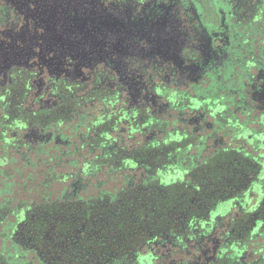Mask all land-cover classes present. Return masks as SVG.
<instances>
[{
    "label": "flooded vegetation",
    "instance_id": "obj_1",
    "mask_svg": "<svg viewBox=\"0 0 264 264\" xmlns=\"http://www.w3.org/2000/svg\"><path fill=\"white\" fill-rule=\"evenodd\" d=\"M63 105L115 148L175 141L181 158H210L239 144L257 160L246 193L259 204L264 0H0V111ZM230 226L159 235L133 264H259L255 234L245 247Z\"/></svg>",
    "mask_w": 264,
    "mask_h": 264
},
{
    "label": "trees",
    "instance_id": "obj_2",
    "mask_svg": "<svg viewBox=\"0 0 264 264\" xmlns=\"http://www.w3.org/2000/svg\"><path fill=\"white\" fill-rule=\"evenodd\" d=\"M73 111H0V264H133L159 235L223 220L264 248V200L246 193L259 166L239 144L210 158H181L175 141L115 148Z\"/></svg>",
    "mask_w": 264,
    "mask_h": 264
}]
</instances>
